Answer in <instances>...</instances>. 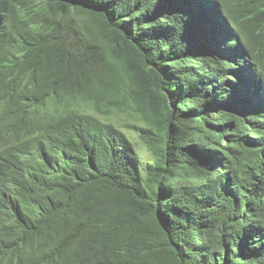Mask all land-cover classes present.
<instances>
[{
	"label": "trees",
	"instance_id": "1",
	"mask_svg": "<svg viewBox=\"0 0 264 264\" xmlns=\"http://www.w3.org/2000/svg\"><path fill=\"white\" fill-rule=\"evenodd\" d=\"M0 172V264H264V0H0Z\"/></svg>",
	"mask_w": 264,
	"mask_h": 264
},
{
	"label": "rangeland",
	"instance_id": "2",
	"mask_svg": "<svg viewBox=\"0 0 264 264\" xmlns=\"http://www.w3.org/2000/svg\"><path fill=\"white\" fill-rule=\"evenodd\" d=\"M221 22V20H219ZM245 61V60H244ZM114 123L117 124L119 127L122 126V124H127L128 122H131V118L127 115H123L119 118L114 119ZM123 130L131 137L132 141L135 143L137 150L141 153V156L143 160L148 161L150 157V153L148 152L147 148L144 146V144L139 139L138 135L134 133L133 131L123 128Z\"/></svg>",
	"mask_w": 264,
	"mask_h": 264
},
{
	"label": "clouds",
	"instance_id": "3",
	"mask_svg": "<svg viewBox=\"0 0 264 264\" xmlns=\"http://www.w3.org/2000/svg\"><path fill=\"white\" fill-rule=\"evenodd\" d=\"M1 175H2V173L0 172V176H1ZM1 201H2L3 204H7V205H9V201H7L5 198H2ZM0 227H1V226H0Z\"/></svg>",
	"mask_w": 264,
	"mask_h": 264
}]
</instances>
